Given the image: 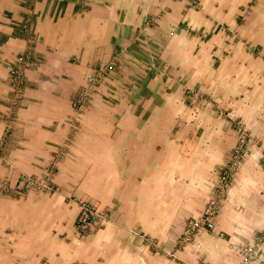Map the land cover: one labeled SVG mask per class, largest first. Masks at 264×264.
Here are the masks:
<instances>
[{
  "label": "crops",
  "instance_id": "crops-1",
  "mask_svg": "<svg viewBox=\"0 0 264 264\" xmlns=\"http://www.w3.org/2000/svg\"><path fill=\"white\" fill-rule=\"evenodd\" d=\"M26 49L13 102L9 69ZM112 60L70 136L86 73ZM235 120L252 148L215 226L244 243L264 216V0H0V264H236L225 241L180 243L229 159ZM47 168L53 192L18 180ZM80 199L110 215L83 239Z\"/></svg>",
  "mask_w": 264,
  "mask_h": 264
},
{
  "label": "built area",
  "instance_id": "built-area-1",
  "mask_svg": "<svg viewBox=\"0 0 264 264\" xmlns=\"http://www.w3.org/2000/svg\"><path fill=\"white\" fill-rule=\"evenodd\" d=\"M84 4L86 5L85 2ZM22 32L28 43L34 40L35 37L28 19L22 24ZM31 57V50L26 49L25 52L18 54L14 64L9 69L10 97L13 102H18L23 98L25 71L31 63ZM114 64L115 62L112 60L107 65L86 73V84L73 102L76 112L67 119V123L71 128L70 136L78 131L82 111L92 103L94 91L104 81L106 73L112 70ZM233 126L238 133V138L230 151L229 159L218 169L215 184L201 214L187 220L180 243L192 241L194 246L199 249L203 248L204 244L201 237H209L213 239L212 246L215 248L225 241L227 247L238 257L236 264H264V216L260 229L253 232L244 243L230 241L229 239L226 241L225 234L222 231H216L215 223L220 214L223 201L230 191L243 159L250 155L252 148V137L242 121L235 120ZM53 161H56V157ZM52 170V168H47L43 177H34L24 173L19 174L18 180L25 189L53 192L55 187L50 182ZM5 186L6 183L0 181V190H4ZM77 206L75 231L78 238L87 237L110 219L107 209H102L88 200H77ZM148 244L155 253H167L166 248L156 239H148Z\"/></svg>",
  "mask_w": 264,
  "mask_h": 264
},
{
  "label": "rangeland",
  "instance_id": "rangeland-1",
  "mask_svg": "<svg viewBox=\"0 0 264 264\" xmlns=\"http://www.w3.org/2000/svg\"><path fill=\"white\" fill-rule=\"evenodd\" d=\"M259 228H260V226H259ZM183 229H184V228H183ZM255 231H258V230L256 229ZM255 231H253V232H255ZM253 232H252V233H253ZM252 233H251V234H252ZM251 234H250V235H251ZM181 235H183V231H182V234H181Z\"/></svg>",
  "mask_w": 264,
  "mask_h": 264
}]
</instances>
